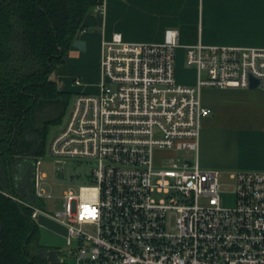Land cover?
Returning a JSON list of instances; mask_svg holds the SVG:
<instances>
[{
	"label": "built area",
	"instance_id": "obj_1",
	"mask_svg": "<svg viewBox=\"0 0 264 264\" xmlns=\"http://www.w3.org/2000/svg\"><path fill=\"white\" fill-rule=\"evenodd\" d=\"M94 10L103 13V2ZM177 48L173 29L157 44L120 34L101 43L99 92L74 93L48 144L52 157L96 166L87 184L64 193L62 212L25 203L35 223L42 214L67 229L64 247L42 251L46 261L56 250L53 264H264V171L231 173L226 206L220 172L198 161L201 124L211 114L201 91L247 90L252 79L264 91V48L187 47L194 85L176 82ZM157 152L172 154L160 158L167 167L155 163ZM39 163L33 194L41 200Z\"/></svg>",
	"mask_w": 264,
	"mask_h": 264
},
{
	"label": "trees",
	"instance_id": "obj_2",
	"mask_svg": "<svg viewBox=\"0 0 264 264\" xmlns=\"http://www.w3.org/2000/svg\"><path fill=\"white\" fill-rule=\"evenodd\" d=\"M103 0H0V264H48L29 204L41 208L28 168L45 154L73 92L51 79L85 16ZM19 163V164H18ZM25 182L15 181L24 174Z\"/></svg>",
	"mask_w": 264,
	"mask_h": 264
},
{
	"label": "crops",
	"instance_id": "obj_3",
	"mask_svg": "<svg viewBox=\"0 0 264 264\" xmlns=\"http://www.w3.org/2000/svg\"><path fill=\"white\" fill-rule=\"evenodd\" d=\"M103 5V13L93 8L85 16V29L73 41L83 49L72 43L59 69L81 65L92 54L100 68L101 43L114 34L130 43L157 44L165 30L173 29L181 53L199 43L264 48V0H103ZM63 78L51 77L66 90ZM201 102L211 114L201 124L200 166L219 172L238 168L231 173L264 171V91L204 88Z\"/></svg>",
	"mask_w": 264,
	"mask_h": 264
},
{
	"label": "rangeland",
	"instance_id": "obj_4",
	"mask_svg": "<svg viewBox=\"0 0 264 264\" xmlns=\"http://www.w3.org/2000/svg\"><path fill=\"white\" fill-rule=\"evenodd\" d=\"M175 55L176 59L174 66L176 82L178 84L193 83V80L195 81L196 78V72L194 68L186 66L185 52L181 53L177 48ZM97 63L98 60L96 59V56L92 54L88 56V58L85 59V62L81 65L74 64V66L71 65L70 67L69 65H66L60 69L58 68L54 71L51 77L54 80L58 75L61 77L64 76L65 78L61 80L62 83H65L64 89L71 90L73 93L97 94L99 92L98 86L100 84V68L97 66ZM67 67H69V69ZM77 80L80 82L79 86L74 83ZM65 117L60 125L50 129L46 142L45 154L39 159L40 163L36 167L37 172L44 176L40 181L42 193L40 200L42 205L40 209L52 215L63 211L62 197L64 193L68 189L77 192L80 186L87 184L88 176L96 166L94 161L84 158H57L50 155L48 144L56 132L62 127L66 120ZM171 156L172 154L169 152H157L155 154V163H161L164 167H167L170 162L167 160L161 161L160 158ZM245 156L246 155L242 154L241 160H243ZM177 157L191 160L193 155L189 152H179L177 153ZM236 169L238 168H224V170L220 171L219 182L222 185V191L224 192L222 203L226 206H231L233 204V198L231 195L233 180L230 178V173ZM69 250L70 248L62 251L60 253V258H63Z\"/></svg>",
	"mask_w": 264,
	"mask_h": 264
},
{
	"label": "water",
	"instance_id": "obj_5",
	"mask_svg": "<svg viewBox=\"0 0 264 264\" xmlns=\"http://www.w3.org/2000/svg\"><path fill=\"white\" fill-rule=\"evenodd\" d=\"M73 46L83 49V44L81 42L76 41L73 43ZM250 89H259L258 81L252 79L250 81ZM0 188L5 191V187L1 183ZM36 225L39 229L38 245L41 249V255L45 248L56 249L65 246L66 240L63 237L67 234V229L65 227L42 214L38 215ZM47 262L50 264L56 263V250H52L48 253Z\"/></svg>",
	"mask_w": 264,
	"mask_h": 264
},
{
	"label": "flooded vegetation",
	"instance_id": "obj_6",
	"mask_svg": "<svg viewBox=\"0 0 264 264\" xmlns=\"http://www.w3.org/2000/svg\"><path fill=\"white\" fill-rule=\"evenodd\" d=\"M36 163V162H35ZM35 163L34 164H30V165H27V166H29L28 168H30V171H31V173H32V175H33V178H32V182L34 183V169H35ZM19 164V163H18ZM23 174H24V176H22V174H15V181H17L18 183H24L25 182V179L27 178L26 176H28L27 175V170H26V173L25 172H22ZM32 190H33V186H32ZM40 252H41V249H40ZM39 252V253H40ZM40 256H41V253H40Z\"/></svg>",
	"mask_w": 264,
	"mask_h": 264
}]
</instances>
